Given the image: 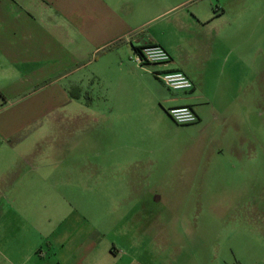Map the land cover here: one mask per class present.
<instances>
[{"label": "crops", "instance_id": "obj_1", "mask_svg": "<svg viewBox=\"0 0 264 264\" xmlns=\"http://www.w3.org/2000/svg\"><path fill=\"white\" fill-rule=\"evenodd\" d=\"M217 3L212 10L196 0H0V264H93L98 240H79V231L60 236L67 219L52 210L51 178L53 168L62 176L63 162L53 158L66 163L74 151L82 175L80 159L100 147L103 133L116 155L117 137L146 130L150 120L173 123L167 110L178 106L196 111L208 148L231 141L230 125L244 136L264 87V0ZM148 44L163 47L170 63L137 65L135 52ZM164 70L184 72L194 89L170 90L155 74ZM89 94L88 112L70 115L91 119V147L80 146L84 129L60 130L53 145L51 115L66 119L61 109ZM217 125L220 140L209 134ZM194 144L178 155L183 178L206 147ZM109 251L121 260L114 246Z\"/></svg>", "mask_w": 264, "mask_h": 264}, {"label": "rangeland", "instance_id": "obj_2", "mask_svg": "<svg viewBox=\"0 0 264 264\" xmlns=\"http://www.w3.org/2000/svg\"><path fill=\"white\" fill-rule=\"evenodd\" d=\"M217 2L196 0L201 7L211 4L212 10H217ZM70 90L74 98H80V88ZM90 94V98L85 95L81 102L73 100L61 109L67 111L66 119L56 118L57 111L51 115L47 124L53 145L61 139L60 130L69 135L84 129L80 146L91 147V119L81 115L76 120L70 115L88 112ZM255 112L243 141L230 125L231 141L220 147L208 148L207 141H201L198 125L185 127L155 119L144 131L135 129L117 137L120 149L116 155L103 133L99 159L96 148L80 159L82 175L76 172L74 151L66 163L63 158H53V162H63L62 176L53 168L51 178L52 210L64 212L67 219L60 236L67 238L79 231V240H98L99 248L90 256L93 264H264L262 86ZM217 126L209 131L214 140L222 137ZM193 143L206 147L197 149L195 163L193 158L189 161V169H194L189 176L194 177L183 178L180 173L186 165L178 155ZM137 155L145 159L144 164L131 165L129 157ZM154 157L161 159L158 164L152 161ZM204 170L203 178L200 173ZM92 227L98 232H87ZM113 246L121 260L108 253Z\"/></svg>", "mask_w": 264, "mask_h": 264}, {"label": "built area", "instance_id": "obj_3", "mask_svg": "<svg viewBox=\"0 0 264 264\" xmlns=\"http://www.w3.org/2000/svg\"><path fill=\"white\" fill-rule=\"evenodd\" d=\"M170 54L160 45L148 44L135 52V62L140 67L148 65H166L170 63ZM164 85L172 91L189 92L194 89L193 81L182 71L164 70L155 73ZM167 115L177 125L191 126L199 122L196 111L190 106L172 107Z\"/></svg>", "mask_w": 264, "mask_h": 264}]
</instances>
